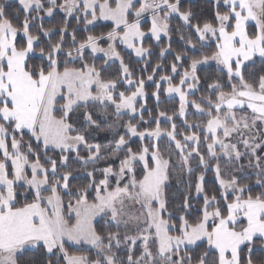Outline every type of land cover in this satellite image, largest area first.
Instances as JSON below:
<instances>
[{
  "label": "snow or ice",
  "instance_id": "6c2138e0",
  "mask_svg": "<svg viewBox=\"0 0 264 264\" xmlns=\"http://www.w3.org/2000/svg\"><path fill=\"white\" fill-rule=\"evenodd\" d=\"M0 264H264V0H0Z\"/></svg>",
  "mask_w": 264,
  "mask_h": 264
},
{
  "label": "trees",
  "instance_id": "16d2710c",
  "mask_svg": "<svg viewBox=\"0 0 264 264\" xmlns=\"http://www.w3.org/2000/svg\"><path fill=\"white\" fill-rule=\"evenodd\" d=\"M196 3L199 4V5H204V6H207V0H196ZM186 6H187V3H186ZM158 51V50H157ZM155 57H153V61L155 62ZM171 59V58H169ZM138 67V65H137ZM201 75H204V73L202 72ZM151 91V89H149V92ZM154 105V102L152 100H149V106L152 107Z\"/></svg>",
  "mask_w": 264,
  "mask_h": 264
}]
</instances>
